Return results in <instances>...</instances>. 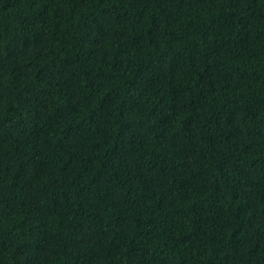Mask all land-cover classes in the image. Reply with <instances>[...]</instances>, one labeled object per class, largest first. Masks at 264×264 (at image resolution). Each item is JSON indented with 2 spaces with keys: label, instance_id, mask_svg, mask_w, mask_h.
<instances>
[{
  "label": "trees",
  "instance_id": "1",
  "mask_svg": "<svg viewBox=\"0 0 264 264\" xmlns=\"http://www.w3.org/2000/svg\"><path fill=\"white\" fill-rule=\"evenodd\" d=\"M0 264H264V0H0Z\"/></svg>",
  "mask_w": 264,
  "mask_h": 264
}]
</instances>
